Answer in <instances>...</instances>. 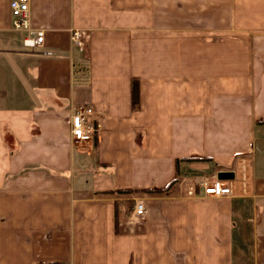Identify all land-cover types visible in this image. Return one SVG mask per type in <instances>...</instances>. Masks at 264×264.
<instances>
[{
	"label": "crops",
	"instance_id": "crops-1",
	"mask_svg": "<svg viewBox=\"0 0 264 264\" xmlns=\"http://www.w3.org/2000/svg\"><path fill=\"white\" fill-rule=\"evenodd\" d=\"M29 17L32 52L0 0V264H264V0H29ZM218 171L230 194L204 195Z\"/></svg>",
	"mask_w": 264,
	"mask_h": 264
},
{
	"label": "built area",
	"instance_id": "built-area-1",
	"mask_svg": "<svg viewBox=\"0 0 264 264\" xmlns=\"http://www.w3.org/2000/svg\"><path fill=\"white\" fill-rule=\"evenodd\" d=\"M9 11L11 15V27L15 31L23 33L21 47L27 51H34L43 45L44 31L31 26L29 17V0H9ZM70 40L76 46L83 45L80 32L73 30ZM45 54L49 55L50 52ZM90 115L88 110H78L70 115V136L74 141H88L97 131L99 125L97 121L88 122L86 117ZM198 186L204 195L222 196L229 195L230 188L220 180L200 181ZM143 213V205L139 201H134L132 208L133 216H140Z\"/></svg>",
	"mask_w": 264,
	"mask_h": 264
},
{
	"label": "trees",
	"instance_id": "trees-1",
	"mask_svg": "<svg viewBox=\"0 0 264 264\" xmlns=\"http://www.w3.org/2000/svg\"><path fill=\"white\" fill-rule=\"evenodd\" d=\"M137 105H138V82L136 79L132 78L130 80V107L132 109H135ZM184 160H189V159L186 158ZM176 163H177V160H176ZM173 181H175V179H173L171 183Z\"/></svg>",
	"mask_w": 264,
	"mask_h": 264
},
{
	"label": "water",
	"instance_id": "water-1",
	"mask_svg": "<svg viewBox=\"0 0 264 264\" xmlns=\"http://www.w3.org/2000/svg\"><path fill=\"white\" fill-rule=\"evenodd\" d=\"M233 177L232 172L230 171H218L215 174V179L216 180H228Z\"/></svg>",
	"mask_w": 264,
	"mask_h": 264
}]
</instances>
